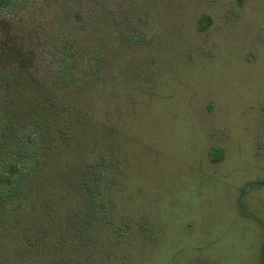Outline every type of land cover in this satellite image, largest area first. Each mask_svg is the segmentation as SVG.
Instances as JSON below:
<instances>
[{"label":"rangeland","instance_id":"1","mask_svg":"<svg viewBox=\"0 0 264 264\" xmlns=\"http://www.w3.org/2000/svg\"><path fill=\"white\" fill-rule=\"evenodd\" d=\"M0 38L27 55L2 60L22 75L0 97L30 110L56 94L36 111L61 145L49 158L61 172L105 158L109 177V228L100 216L94 241L37 264H264V0H19L0 7ZM60 41L78 59L67 89Z\"/></svg>","mask_w":264,"mask_h":264},{"label":"trees","instance_id":"2","mask_svg":"<svg viewBox=\"0 0 264 264\" xmlns=\"http://www.w3.org/2000/svg\"><path fill=\"white\" fill-rule=\"evenodd\" d=\"M18 2L19 0H0V7L11 10L18 6ZM199 22L202 23V19ZM61 45L62 42H56L53 54L61 61V67L55 71L53 82L67 89L76 79L75 67L78 59L77 57L72 61H68L71 60L69 58L59 59ZM10 55L22 57L23 64L27 60V55L23 54L21 49H9L7 41L0 38V66L2 60ZM25 69L26 65H23V70ZM21 75L19 71L1 72L0 91L15 93L19 86L17 76ZM51 97L57 99L56 94ZM51 97L39 94L36 97L38 99L36 106L30 110L8 105L7 100L4 102L0 97V264H37L40 259L48 258L50 261V257L56 253L58 258L59 256L66 258L68 251H65L64 245L67 240L78 237L80 239L83 235L89 236L87 238L89 241L94 239L91 227L95 225L97 218L101 216L103 221L106 220L103 227L109 228L110 215L104 217L102 213L99 214L103 207L110 209L109 200L107 202L101 196L98 203L100 188L109 180L104 173L105 158L71 164L67 172L60 171L57 157L49 158L53 151L61 148V145L52 143V136L45 133L43 123L45 119L37 116L36 111L41 109V106L46 108L43 100L47 105L50 104V111L57 109L59 104ZM62 105L64 101H60V106ZM10 115L14 118L9 117ZM28 119L33 120L32 122L37 121L39 127L34 128L32 122L26 126L21 125L20 122ZM60 127L59 136L66 135L65 127ZM46 135L49 139L45 138ZM72 135L76 138L79 136L77 131ZM64 138H66L64 142L67 141V137ZM68 139H71V143L72 137ZM70 143L63 153L65 151L76 153L83 149L79 143L74 145ZM221 155L220 152L211 150L213 160H218ZM63 189L64 194L61 193ZM69 190H73L79 196L76 199L77 202L78 200L82 202L79 208L78 205H66L70 198L66 195ZM54 198H57V201H54Z\"/></svg>","mask_w":264,"mask_h":264}]
</instances>
